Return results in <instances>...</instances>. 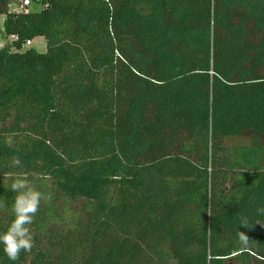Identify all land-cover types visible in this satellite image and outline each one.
<instances>
[{"label": "trees", "instance_id": "16d2710c", "mask_svg": "<svg viewBox=\"0 0 264 264\" xmlns=\"http://www.w3.org/2000/svg\"><path fill=\"white\" fill-rule=\"evenodd\" d=\"M20 4L0 0V233L13 178L44 198L0 264H264V0Z\"/></svg>", "mask_w": 264, "mask_h": 264}, {"label": "clouds", "instance_id": "9594fccd", "mask_svg": "<svg viewBox=\"0 0 264 264\" xmlns=\"http://www.w3.org/2000/svg\"><path fill=\"white\" fill-rule=\"evenodd\" d=\"M11 164L14 167H19L22 161L18 156H14ZM10 188L16 194L11 204L13 218L7 229L0 233V245H3V251L7 258L16 261L22 251L30 252L34 246L29 226L33 223L44 197L25 177L13 178ZM5 206V202L0 201V208ZM260 211H264V209H260ZM243 225L246 227L247 222L244 221ZM238 238L242 245L246 246L250 242L249 237L244 232H239Z\"/></svg>", "mask_w": 264, "mask_h": 264}, {"label": "rangeland", "instance_id": "374dc122", "mask_svg": "<svg viewBox=\"0 0 264 264\" xmlns=\"http://www.w3.org/2000/svg\"><path fill=\"white\" fill-rule=\"evenodd\" d=\"M5 16L3 14L0 15V29L3 28ZM1 43V42H0ZM30 47V46H25ZM32 47H34L37 51L43 52L46 50V41L43 37H38L33 40ZM250 142V139L247 137H235L227 139V144L231 145H241L247 144Z\"/></svg>", "mask_w": 264, "mask_h": 264}, {"label": "built area", "instance_id": "2783aa9c", "mask_svg": "<svg viewBox=\"0 0 264 264\" xmlns=\"http://www.w3.org/2000/svg\"><path fill=\"white\" fill-rule=\"evenodd\" d=\"M21 1V4H20V8L18 9V10H20V9H28V7H30L32 4H33V2H39V1H41V0H20ZM32 43H33V41L32 40H27V42H26V45H32Z\"/></svg>", "mask_w": 264, "mask_h": 264}]
</instances>
